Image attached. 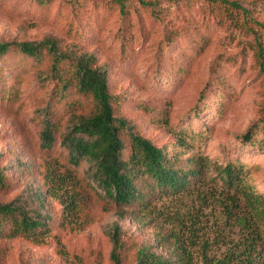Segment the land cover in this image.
I'll list each match as a JSON object with an SVG mask.
<instances>
[{
	"label": "rangeland",
	"instance_id": "rangeland-1",
	"mask_svg": "<svg viewBox=\"0 0 264 264\" xmlns=\"http://www.w3.org/2000/svg\"><path fill=\"white\" fill-rule=\"evenodd\" d=\"M61 1L0 0V42L52 37L68 45L62 28L71 16L58 15ZM147 1L156 3L148 8L128 2L132 41L126 54L117 38L120 17L105 9L95 13L96 29L81 22L84 38L72 44L107 67L117 111L143 137L168 148L181 132L199 133L195 145L210 166L242 161L249 192L264 197V78L252 56L253 33L264 49V29L256 22L264 24V0H234L246 12L221 0ZM202 37L205 45L198 43ZM22 78L18 100L0 104V165L10 183L0 191V202L19 199L31 214H40L47 233L38 240L0 238V264H111L115 226L124 264L135 263L140 249L162 256L164 264H204L202 252L219 264L239 235L211 180L145 209L110 202L87 184L86 162L74 170L58 142L47 153L40 148L37 120L48 88L38 85L33 70ZM256 122L258 131L245 144L242 135ZM56 163L79 184L60 185L57 179L52 197L47 185ZM209 177H216L212 167ZM73 188L84 202L77 199L79 210L66 213L63 201ZM181 249L188 254L179 260Z\"/></svg>",
	"mask_w": 264,
	"mask_h": 264
},
{
	"label": "trees",
	"instance_id": "trees-1",
	"mask_svg": "<svg viewBox=\"0 0 264 264\" xmlns=\"http://www.w3.org/2000/svg\"><path fill=\"white\" fill-rule=\"evenodd\" d=\"M38 1L50 5L54 0ZM135 1L148 8H153L156 3ZM221 1L246 12L234 0ZM128 2L61 1L57 7L58 15L64 16L68 12L71 16L62 28V34L69 40L66 46L59 45V41L52 37L37 42H0V104L11 105L18 100V86L22 77L33 70L38 85L48 88L47 98L43 100L42 115L37 120L40 125L39 146L42 150L46 153L55 150L54 144L58 142V146L65 152L66 161L74 170L86 162L87 184L92 183L98 188V195L119 206L134 204L145 209L162 196L186 193L211 180V188L220 189L216 196L217 203L227 219L232 220L231 225L237 228L239 235L237 242L226 251L219 264H264V197L249 192L243 178L242 161L228 159L223 164L212 163L210 166L195 145L199 133L190 136L181 132L172 147L168 148L143 137L117 111L118 101L110 90L107 67L99 64L93 53L82 51L72 44L73 40L84 38L81 22L84 27L96 29L95 13L105 9L109 14L120 17L117 38L120 40L121 53L126 54L128 44L132 41L128 31L133 4ZM256 22L264 29L262 21ZM252 38V56L259 63V71L264 78L263 45L255 33ZM206 40L202 37L198 43L205 45ZM7 78H10L12 84L9 82L7 85ZM158 120L167 122L166 118ZM257 123L242 135L245 144H251L258 131ZM56 165L59 166L57 169L49 171L54 176L48 177L47 192L52 197L57 196L53 188L57 179L60 185L70 182L75 186L79 184L70 169L58 163ZM211 167L216 172L215 179L209 177ZM9 185L0 165V191ZM202 197L205 199L209 195ZM77 199L84 202L82 194L73 188L67 201H63L66 213L79 210ZM115 228L110 260L111 264H124L119 230ZM46 233L40 214H31L19 199L0 202L1 239L38 240ZM185 254L188 253L181 249L179 260ZM202 260L204 264H218L203 252ZM132 264H164V259L140 249Z\"/></svg>",
	"mask_w": 264,
	"mask_h": 264
}]
</instances>
